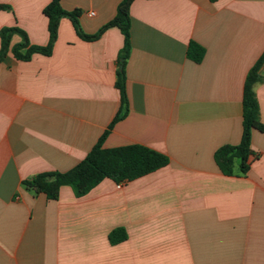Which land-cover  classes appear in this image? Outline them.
<instances>
[{"label":"crops","instance_id":"0c3cea01","mask_svg":"<svg viewBox=\"0 0 264 264\" xmlns=\"http://www.w3.org/2000/svg\"><path fill=\"white\" fill-rule=\"evenodd\" d=\"M51 1L0 0L9 7L0 31L17 27L47 46ZM60 1L94 35L123 0ZM130 16L129 112L103 146H145L169 165L122 186L105 179L81 198L68 186L58 200L24 186L78 165L121 108L122 32L85 41L63 18L50 56L10 52L0 63V264H264V131L252 133L246 174L236 164L224 175L214 158L242 139L245 82L264 54V0H135ZM21 42L14 35L11 46ZM191 42L206 50L201 63L188 58ZM260 75L264 125V64ZM116 229L127 239L112 245Z\"/></svg>","mask_w":264,"mask_h":264},{"label":"trees","instance_id":"16d2710c","mask_svg":"<svg viewBox=\"0 0 264 264\" xmlns=\"http://www.w3.org/2000/svg\"><path fill=\"white\" fill-rule=\"evenodd\" d=\"M135 0H123L117 9L115 18L106 24L94 35H87L80 26V10L66 11L60 0H52L44 9L48 18L49 43L45 47L31 45L25 31L17 27H4L0 31V63L4 61L8 53L22 61H30L34 54L50 56L58 37L60 21L69 18L77 35L85 41H95L109 28L117 27L123 34L124 45L120 53V69L116 87L120 93L121 108L108 130L101 136L98 143L88 155L73 169L68 172L42 173L25 181L23 184L36 194H44L48 200H58L62 187L72 188L77 198L86 196L105 179H111L117 184L131 182L151 173H154L169 165V158L157 151L141 145H129L119 148L106 149L103 144L114 125L122 120L129 112V102L126 89V60L131 50V16L130 9ZM1 9H9L0 6ZM14 35H19L22 42L14 47L11 40ZM25 50V53L22 51ZM206 50L195 42L188 47V58L195 63H201ZM264 64V54L248 73L243 96V134L240 144L221 147L215 153V161L220 171L227 176L236 173L238 165L239 174H246L251 165L253 151L252 133L254 130L264 131V125L260 120V108L256 96V85L262 81L260 69ZM127 239L124 229H116L109 235L112 245H117Z\"/></svg>","mask_w":264,"mask_h":264},{"label":"built area","instance_id":"2783aa9c","mask_svg":"<svg viewBox=\"0 0 264 264\" xmlns=\"http://www.w3.org/2000/svg\"><path fill=\"white\" fill-rule=\"evenodd\" d=\"M91 15H94V13H91ZM123 184H120V186H122Z\"/></svg>","mask_w":264,"mask_h":264}]
</instances>
